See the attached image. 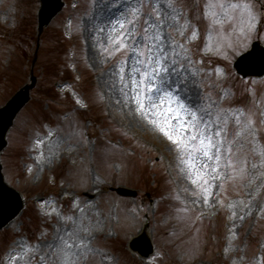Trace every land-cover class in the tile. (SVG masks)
Segmentation results:
<instances>
[{"label": "rangeland", "instance_id": "1", "mask_svg": "<svg viewBox=\"0 0 264 264\" xmlns=\"http://www.w3.org/2000/svg\"><path fill=\"white\" fill-rule=\"evenodd\" d=\"M66 1L45 30L33 65L39 0H0V106L30 81L32 69L38 77L2 154L6 180L23 193L26 208L0 231V264H257L264 259V156L256 151L264 146V78H243L233 65L254 40L264 43V0H253L257 15L251 31H242L239 17L220 9H215L220 23L205 15L206 7L190 20L186 8L194 0ZM161 76L166 83L157 93ZM164 90L171 99L157 101L153 113L146 97H163ZM188 107L204 118L200 127L206 123L210 133L224 127L218 114L243 113L241 121L250 116L254 122L237 137L239 128L229 119L215 172L214 161L202 158L207 169L195 161L206 179L218 176L209 179L211 195L202 192L203 181L192 182L195 177L181 161L184 153L173 142L177 137L187 142L192 133ZM111 137L131 144L110 142ZM227 141L237 169L246 167V175L235 180L224 167ZM120 186L137 195L120 194ZM140 194L153 196L149 204L141 206ZM147 216L156 248L144 259L131 252L129 240Z\"/></svg>", "mask_w": 264, "mask_h": 264}, {"label": "snow or ice", "instance_id": "2", "mask_svg": "<svg viewBox=\"0 0 264 264\" xmlns=\"http://www.w3.org/2000/svg\"><path fill=\"white\" fill-rule=\"evenodd\" d=\"M172 6L171 3L169 5ZM206 8L208 11L205 12L206 16H209L213 23H220L219 20L216 19L218 13L215 11V9H220L223 13H225L227 16L236 18L239 17L240 23L242 25L241 30L242 31H251L255 28L256 23V12H255V4L253 0H235V2H232V0H208V3L206 5ZM137 10H133V14H135ZM175 19V17H173ZM131 23V21L129 22ZM117 25L119 28H124L125 25L122 21L118 20ZM186 26V25H185ZM196 32L193 31L192 37L195 38ZM159 34L153 36L152 39H158ZM122 38H117V42L119 43ZM161 43H163V40L161 39ZM122 47H126V45H122ZM175 63V60L172 61ZM151 63V62H149ZM160 64V60L157 59V65ZM121 73L124 71L123 68H121ZM134 72H138L139 69H133ZM164 72H167V69L163 70ZM144 77L147 78L148 72L145 71L143 73ZM153 78H157L158 74L156 69H153L152 72ZM121 79H123V76H121ZM160 83L155 86V91L157 93L161 92L162 86L166 83L165 77L161 76L159 77ZM133 83H137L135 81V78L133 77L132 80ZM140 85L137 84V88H139ZM144 87H151V85H144ZM140 95V93L137 91V97ZM171 93L167 90H164V96H155V97H146V99L149 101V104L151 105L150 111L153 113L155 112L156 108L158 107L157 101H163L165 97L168 98L170 101L171 99ZM137 106L138 110L141 112H144L145 110V104L142 103L139 99H137ZM181 108H185L186 106L181 104ZM170 112L172 111L171 107L168 109ZM188 111L191 115V124L187 125V127L192 128V133L188 137V141H183L180 137H177L173 142L177 144L183 151L184 155L181 157L182 163H186L189 170L190 177H195L193 179V183H198L199 181H203V184L200 185L202 192L205 195H211L210 192V185H209V179L215 180L218 178V176H211L209 179L205 178L204 173L201 171H198L196 169L195 161L201 160V163L203 165L204 169H207L209 167L208 164L203 163L202 158H206L208 161H214L215 168L213 171L215 172L217 169L221 167V160H222V149L224 148L226 137L222 136V132L226 129V126L228 125L229 119L234 118L235 125L239 128V131L236 133L237 137H240L244 135L245 133L249 132L253 127V121L251 117H246L244 121H241L240 117L243 115V113H240L237 115L236 113L232 114V117L225 116L221 118V116L218 114L216 117V120L218 123L222 124L224 127L218 128L216 131L211 132L209 128L207 127V124H204V127L201 128L200 124L204 122V118L202 116H199L197 111L188 107ZM152 123H155V120H152ZM181 131H184L186 128L185 124H181L180 126ZM169 139H172L171 133L168 134ZM228 148L226 149L228 153V157L226 160V163L224 167L231 168L232 174L229 175L228 179L235 180L237 177H243L246 175V167H240L237 169L236 162L234 160L235 153H233V149L231 147L232 141H227ZM256 151L259 152L261 156H264V146L257 145ZM240 163H246V161L240 162ZM204 185H209V187H204ZM186 210V209H182ZM66 247H70V245L66 244ZM66 264H70V262L66 261ZM257 264H264V259H261L257 262Z\"/></svg>", "mask_w": 264, "mask_h": 264}, {"label": "water", "instance_id": "3", "mask_svg": "<svg viewBox=\"0 0 264 264\" xmlns=\"http://www.w3.org/2000/svg\"><path fill=\"white\" fill-rule=\"evenodd\" d=\"M41 8L39 11V30L48 25L51 19L61 10L63 2L62 0H41ZM254 53V52H253ZM252 53V54H253ZM256 59L263 64L261 72L264 71V53L259 52ZM246 54L244 57L252 55ZM254 55V54H253ZM255 56V55H254ZM250 59V58H249ZM32 84L24 86L20 89L8 103L0 109V154L3 148L7 144L6 135L13 124V121L20 111V109L27 103L30 98V89L35 86L36 79L32 78ZM23 208V199L21 194L9 187L5 181L2 173V164L0 161V228L10 222ZM149 242V239L143 234L139 239L134 241L133 247L137 248V241ZM152 249L144 251L145 254L151 252Z\"/></svg>", "mask_w": 264, "mask_h": 264}]
</instances>
